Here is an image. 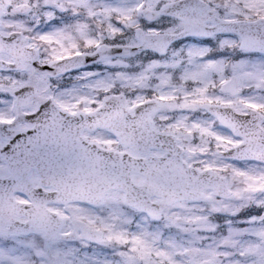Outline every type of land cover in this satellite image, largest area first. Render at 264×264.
<instances>
[{"label":"snow or ice","instance_id":"1","mask_svg":"<svg viewBox=\"0 0 264 264\" xmlns=\"http://www.w3.org/2000/svg\"><path fill=\"white\" fill-rule=\"evenodd\" d=\"M0 264H264V0H0Z\"/></svg>","mask_w":264,"mask_h":264}]
</instances>
